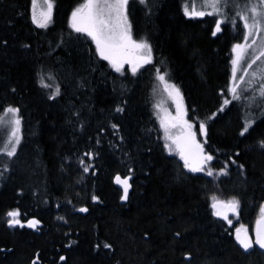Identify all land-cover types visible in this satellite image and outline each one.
Segmentation results:
<instances>
[{"label":"trees","instance_id":"16d2710c","mask_svg":"<svg viewBox=\"0 0 264 264\" xmlns=\"http://www.w3.org/2000/svg\"><path fill=\"white\" fill-rule=\"evenodd\" d=\"M82 2L57 0L54 23L39 29L30 19L31 0H0V39L9 41L0 47V114L9 105L20 107L23 135L17 156L0 162V264H32L37 254L38 264H264L263 251L244 253L233 236L239 224L253 228L264 203V149L257 143L264 138V115L254 117L255 131L245 136L239 133L252 115L243 100L209 119L229 97L239 22L213 37L214 17H185L187 0H149L150 12L131 0L133 37L148 40L154 63L135 76L121 75L95 54L90 38L69 28L70 12ZM41 67L54 73L53 89L41 88L36 75ZM156 69L181 89L188 118L208 124L209 150L217 157L213 166L218 170L240 152L244 169L231 165L228 176L217 171L209 177L185 171L168 154L155 107ZM56 84L62 94L53 101L48 94ZM120 99L129 101L123 116L112 112ZM115 122L122 124L127 143L111 148L108 140L118 141L109 129L95 145L100 126ZM88 150L100 153L95 174L83 173L78 163ZM129 167L135 171L125 202L114 177H125ZM213 196L240 199L231 226L214 215ZM81 207L89 212L77 211ZM15 209L23 228L6 222ZM32 219L40 221L36 229L27 227ZM175 231L182 237L174 239ZM185 252L193 255L190 262Z\"/></svg>","mask_w":264,"mask_h":264},{"label":"snow or ice","instance_id":"6c2138e0","mask_svg":"<svg viewBox=\"0 0 264 264\" xmlns=\"http://www.w3.org/2000/svg\"><path fill=\"white\" fill-rule=\"evenodd\" d=\"M140 5L145 7V10L150 12L149 0H138ZM130 3L131 0H83L78 6L74 7L68 18L69 28L77 34H82L95 44L94 52L103 61H107L108 65L116 72L123 75L125 73V66H130V71L135 76L141 68L146 65L154 63L153 48L146 38L134 39L132 35V22L130 20ZM57 11V0H31V14L30 19L39 29H48L54 23V16ZM183 15L189 19H203L204 17H214L213 29L211 35L216 37L222 34L225 28L231 26L236 29L239 22L240 27V42L232 45V52L234 56L231 58V83L227 88L231 99L224 97L223 105L220 106L216 113H213L209 119L224 112L225 106L232 104L233 100L242 101L247 100L250 105L259 103V107L264 109V66L258 67L251 72L253 65L261 57H264V0H200V7L196 6L194 0L182 5ZM20 16H24V12H19ZM11 24V21H9ZM60 39V45L64 44L63 38ZM258 41H260L258 45ZM9 44L7 39H0V47L6 48ZM59 46V45H54ZM254 46L259 48V55L252 54L249 59V51H255ZM25 49L31 48L28 43L22 44ZM247 61V62H246ZM246 62V63H245ZM157 79L163 85V92L175 103V114L163 109V115L157 112L160 116V126L163 129V148L169 155L179 156L180 161L183 162L182 167L187 169L190 173H205L212 177L217 174L220 176H228L229 167L236 165L237 169H244V164L238 163L240 152H235L232 156H228L223 162L222 166L217 170L213 166V162L217 157L213 154L214 150H209V126L207 123L200 121L198 124L188 118V108L184 104V96L181 89L166 78L165 74H160V70L156 69ZM238 72L241 74L238 75ZM38 82L43 89H53V84L49 81L55 80L54 73L49 69L45 71L43 67L37 72ZM257 78L260 81L258 88H251L256 82ZM86 81L80 82V87H85ZM241 85L245 87L242 88ZM251 88V91L249 90ZM16 88H11V92L15 93ZM258 93V95H257ZM61 87L56 84L54 90L50 91L48 98L55 101L61 96ZM223 95V92L221 93ZM129 101L127 99H120L114 105L112 112L125 115L128 111ZM157 109H161V104L155 105ZM195 111V110H193ZM20 107L7 106L3 109V115H0V127H5L6 138L0 145V156L13 158L17 156L18 148L23 139L22 135V117L20 115ZM76 117L80 116V112L74 113ZM264 122V121H262ZM256 120L251 118L245 121L240 136L250 134V131H255ZM122 124L119 122L109 123L107 127L100 126L98 135L95 138V145H100L101 140L99 134L107 133L111 129V134L116 137V141L108 140V144L114 150L119 149L127 143L124 134L121 133ZM80 129H84V124H80ZM203 137V142L198 138ZM258 145L264 149V138L257 141ZM205 145H209L206 148ZM150 152L151 149H148ZM100 153L96 150H88L78 158L79 166L83 173L97 171L95 161ZM125 155L131 156L130 152H125ZM7 164L4 165V171H9ZM134 168H128V175L121 177L117 174L114 177V182L122 186L123 192L120 196L121 201L129 200V192L132 189V175ZM2 175V173H0ZM93 201L99 202L100 198L93 195ZM211 207L215 210L214 215L226 221L229 226L232 225V220L229 214L238 216L241 208L240 199L233 197L229 200L218 199L212 197ZM59 206V205H58ZM81 213H88V207H81L77 209ZM8 219L6 222L10 227L19 226L25 227L21 221V213L19 209L7 212ZM58 219H64L58 217ZM40 224L37 219L27 221V227L36 229ZM174 239L181 238L182 233L175 231L173 233ZM147 239V234H145ZM234 240L236 244L248 253L259 249L264 250V206L260 208V219L256 221L254 235L249 233V230L244 225L236 227L234 230ZM75 243V242H73ZM71 247V245H68ZM101 245L97 244L99 249ZM103 247L112 249V244L105 243ZM186 261H191L193 255L191 252L182 253ZM61 261H65V256H60ZM39 254L32 264H38Z\"/></svg>","mask_w":264,"mask_h":264},{"label":"rangeland","instance_id":"374dc122","mask_svg":"<svg viewBox=\"0 0 264 264\" xmlns=\"http://www.w3.org/2000/svg\"><path fill=\"white\" fill-rule=\"evenodd\" d=\"M189 2H192V0H187L186 3H189ZM194 2L196 3V6L197 7H200V0H194ZM257 43L259 45L260 41H258ZM254 49H255L254 52H253V50H250L249 51V59H250V57H251L252 54L259 55V48H257L256 46H254ZM153 56H154V53H153ZM260 66H264V57H261L260 60L257 61V64L256 65H253V69H250L249 70L250 76L249 77H246L245 79L246 80L247 79H250L251 78V72L254 71V70H256ZM141 69H143V68H141ZM125 72L131 73L130 66H128V65L125 66ZM240 74L241 73L238 72V75H240ZM259 84H260V81L257 78L256 82L251 86V88H258L259 87ZM241 87L244 88L245 86L244 85H241ZM251 88L249 89L250 91H251ZM162 89H163V85L160 82L159 85H158V87H157V92H156V104L157 103H160L161 104V109H157L156 108V110H157V112L158 111L160 112V115L161 116L163 115V111H162L163 109H166L168 112H170V113H172L174 115L175 114V103L172 101V99L170 97L167 96V93L163 92ZM257 95H258V93H257ZM228 96H229L228 98L231 99L229 93H228ZM243 102L245 104V107H246L247 112L251 113L252 118H254L255 116H261V115L263 116L264 115V109H261L259 107V103L254 104V105H250L246 99L243 100ZM0 115H3V113L0 114ZM158 120H159V124H160V116H158ZM160 131H162V133H163V129L161 128V126H160ZM163 135H164V133H163ZM5 138H6V129H5V127H0V145H2L3 140ZM198 138L201 139V141L203 142V137L202 136H199V134H198ZM173 155H175V154H173ZM175 156L179 159V156H177V155H175ZM6 159H8V157L0 156V162L1 161L2 162H5ZM181 163L183 164L182 161H181ZM183 169L188 172L187 169H185V168H183ZM252 231H253V228L250 229V232L251 233H252Z\"/></svg>","mask_w":264,"mask_h":264},{"label":"water","instance_id":"95a60500","mask_svg":"<svg viewBox=\"0 0 264 264\" xmlns=\"http://www.w3.org/2000/svg\"><path fill=\"white\" fill-rule=\"evenodd\" d=\"M121 176V175H120ZM122 178H123V176H121ZM115 183V182H114ZM130 183H131V181H130ZM115 185H116V187L118 188V189H120L121 191H123V189H122V186L121 185H118V184H116L115 183ZM131 191V190H130ZM262 206H264V203L261 205V207ZM215 211V210H214ZM229 217H237L236 215H233V214H229ZM258 219H260V213H259V216H258V218L256 219V221L258 220ZM256 221H255V223H254V226H253V231H252V233L250 232V229L247 227V226H245V227H247L248 228V230H249V233L250 234H253L254 235V230H255V226H256ZM241 224H239L237 227H239ZM243 225V224H242ZM235 230V229H234ZM233 236H234V231H233ZM235 241V240H234ZM236 243V242H235ZM255 249H257V250H260V251H263L264 252V250H261V249H259L258 248V246L255 248ZM242 250V249H241ZM243 251V250H242ZM251 251H253V250H251ZM250 251V252H251ZM250 252H248V253H250ZM245 253V252H244ZM247 253V254H248Z\"/></svg>","mask_w":264,"mask_h":264}]
</instances>
